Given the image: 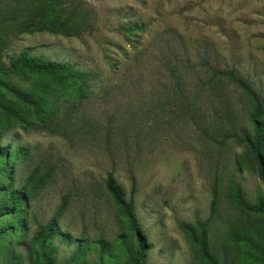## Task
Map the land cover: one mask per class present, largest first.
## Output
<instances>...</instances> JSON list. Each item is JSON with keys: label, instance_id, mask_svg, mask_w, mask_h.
Instances as JSON below:
<instances>
[{"label": "rangeland", "instance_id": "obj_1", "mask_svg": "<svg viewBox=\"0 0 264 264\" xmlns=\"http://www.w3.org/2000/svg\"><path fill=\"white\" fill-rule=\"evenodd\" d=\"M23 50L95 72L86 97L4 75ZM230 73L264 120V0H0V80L38 97L0 88V264H42L34 237L50 220L72 240L52 238L51 264H264L262 167L229 137H253L255 105ZM109 174L147 244L138 261L134 232L116 241ZM7 190L24 193L20 212L2 209Z\"/></svg>", "mask_w": 264, "mask_h": 264}, {"label": "trees", "instance_id": "obj_2", "mask_svg": "<svg viewBox=\"0 0 264 264\" xmlns=\"http://www.w3.org/2000/svg\"><path fill=\"white\" fill-rule=\"evenodd\" d=\"M125 32H131L135 30L142 29V26H127L123 28ZM4 75H15L21 78H25L28 76H37L40 80L34 82L33 87L35 90L39 92H58L65 88L67 85H71L73 87V94L71 97L75 101H79L86 97V89L88 88V81L95 76V72H83L75 69L72 65L62 62H54L43 59L41 57H33L31 56L29 50H23L10 64L8 68L2 71ZM223 75H225L223 73ZM232 83L236 84L238 88L241 89L242 94L250 97L252 103H254L255 108L254 112L250 114V122L253 126V137L250 138L245 134L244 128H241L240 135L238 137L236 134V129H231L230 136L231 138H235L237 143L242 144L246 143L250 146L256 161L261 165L262 169L260 171V175L262 179H264V124H263V108L262 101L259 99L258 95L251 91L249 86L246 85L245 82H241L238 79L234 78L232 73L228 74ZM46 78V79H45ZM0 88H4L11 92L18 99L29 103V101L37 102L38 97H32L27 92H24L20 89L14 88L10 84L0 80ZM1 107L7 108L8 104L5 101L0 99ZM185 106H189L187 98H185L184 102ZM5 148H0V158L4 159V162L7 163ZM105 190L108 195L111 197L118 216L125 222L126 224V233L119 235L116 239L118 246L121 251L127 248L131 243L130 235L132 232L135 233L137 238L138 250H137V259L142 258L145 254V250L147 244L145 243V239L140 235L139 224L136 220L132 204L125 199L124 192L116 180L113 178L112 174H109L105 181ZM8 198L7 205L2 209L6 211H16L20 212L21 207L25 205V195L23 192L16 190H7ZM233 200L236 201L239 198L237 188L233 189ZM6 215H9L7 213ZM15 227L18 229L22 228L21 222H16ZM204 227V225H202ZM53 237H58L63 242H72L68 234L62 233L58 228L56 222L54 220H50L45 227H43L34 237V242L36 247L39 249L40 260L42 264H51V258L53 253H51V240ZM245 238V234L241 225H239V229L237 235L232 237L231 241L241 242ZM76 245L81 248L82 245L78 240H73ZM195 242H197L203 252L204 256L207 255V247L204 239V235L199 238H195ZM95 248H97L102 254L109 255L110 250L107 244L102 240H97L93 242Z\"/></svg>", "mask_w": 264, "mask_h": 264}]
</instances>
